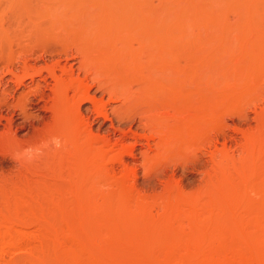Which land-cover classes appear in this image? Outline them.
Wrapping results in <instances>:
<instances>
[{
    "label": "rangeland",
    "instance_id": "1",
    "mask_svg": "<svg viewBox=\"0 0 264 264\" xmlns=\"http://www.w3.org/2000/svg\"><path fill=\"white\" fill-rule=\"evenodd\" d=\"M83 52L105 61L107 119L50 90L23 114L22 60ZM13 65L0 264H264V0H0Z\"/></svg>",
    "mask_w": 264,
    "mask_h": 264
},
{
    "label": "bare ground",
    "instance_id": "2",
    "mask_svg": "<svg viewBox=\"0 0 264 264\" xmlns=\"http://www.w3.org/2000/svg\"><path fill=\"white\" fill-rule=\"evenodd\" d=\"M162 27H165V26L162 25ZM158 29L160 31V28H158ZM101 52H97V55L93 54L94 52L93 53L83 52L79 55L72 54V56L65 55L64 57L63 56L55 57L53 55H50V56L39 55L38 57L29 56L30 58L23 59L22 60L23 61L22 62L23 68H24V70L27 71L26 76H28V78L30 79V82L26 83L24 77L17 79L15 82L17 90L19 88H21L22 86L27 87L28 85H35L26 94H24V96L22 97L23 100L25 99L24 100L25 106L23 107V114L27 113L28 107L34 108V107L39 106L41 103H43V105L40 106L39 109L45 110V111L48 110V108H49L47 106L48 100L51 99V97H49V95L47 94L46 91L50 90L53 94L57 93V95H58V99H57V96L54 94L56 96V97L53 96L54 99L55 98L57 100L60 99V101H61V99L72 100V102L75 101L77 104H74V106H75L74 110L76 111L75 114L77 117H79V118L84 117L83 116L84 111L82 109V104L83 103H90L96 112V119H98V120L101 118L107 119L108 115H107V112L105 110L106 102H103V98L98 96V92L99 91L101 92V89L104 87L105 82L103 80H101V78H100L101 75H99V73H98V75L100 77H98V75L96 74L97 72H99V68H102V66H100V65L103 62H105L98 55V53H101ZM104 53H106V52H104ZM101 55H103V53ZM106 56L108 59L114 57V56L108 57V55H106ZM106 56H104L103 58H105ZM30 59H33L36 62L43 61L45 63V65L42 66L41 68H37L34 65L30 64V61H29ZM71 60H73V63L71 62ZM110 60H112V59H110ZM116 60H118V59H116ZM106 61H108V60L106 59ZM97 63L100 64L99 67H98ZM111 65H113V64L111 63ZM107 66H108V64H107ZM111 67H113V66H111ZM8 68H9L8 70H6V71L2 72V74H0V85L1 86L7 84L10 81L14 82V79L9 77L8 75H11L12 77L17 75L16 65H13V66L8 67ZM93 68L96 70L98 69L97 72H95ZM91 69L93 70L94 74H96L98 79L100 78V80H98L94 77L92 78L93 81L96 82V85H97V89L95 90V92H92V93H91V88L93 87V85L90 84V76L81 77V75L79 73V71L86 73L87 71H90ZM77 71H78V73H77ZM44 72H47V73L45 74ZM70 93H73V95L70 96ZM57 102L60 103L59 101H57ZM55 107H56V105H55ZM55 107H54V109H55ZM54 109H52V110H54ZM48 111H50V110H48ZM14 115H15V113H12L13 117H14ZM129 153L134 154V150L131 149L129 151Z\"/></svg>",
    "mask_w": 264,
    "mask_h": 264
},
{
    "label": "clouds",
    "instance_id": "3",
    "mask_svg": "<svg viewBox=\"0 0 264 264\" xmlns=\"http://www.w3.org/2000/svg\"><path fill=\"white\" fill-rule=\"evenodd\" d=\"M53 143H55L56 147L59 148L60 141L57 138L53 139ZM43 155L39 148L33 149L32 147L25 148L22 152L17 154L16 159H23L25 163H32L35 159Z\"/></svg>",
    "mask_w": 264,
    "mask_h": 264
}]
</instances>
